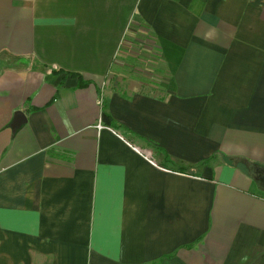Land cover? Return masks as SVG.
Listing matches in <instances>:
<instances>
[{"label":"crops","instance_id":"crops-1","mask_svg":"<svg viewBox=\"0 0 264 264\" xmlns=\"http://www.w3.org/2000/svg\"><path fill=\"white\" fill-rule=\"evenodd\" d=\"M262 168L264 0H0V264H264Z\"/></svg>","mask_w":264,"mask_h":264},{"label":"rangeland","instance_id":"rangeland-1","mask_svg":"<svg viewBox=\"0 0 264 264\" xmlns=\"http://www.w3.org/2000/svg\"><path fill=\"white\" fill-rule=\"evenodd\" d=\"M144 33H145L146 35H148V32H145L143 29H141V33H140V34H144ZM143 37H144V36H143ZM143 37H142V36L140 37V40H141V41H140V43H141L140 45H142V46L145 45V43H146L145 38H146L147 36H145L144 39H143ZM137 40H138V39H137ZM142 46H140V47H142ZM139 51H140V48L138 49V52H139ZM143 51H144V50H143ZM140 52H142V50H141ZM123 62H124V63H122V67H123V68H127V67L129 66L130 63H132V64L134 63V60H132V59L130 60V58H128V59L124 60ZM130 66H131V65H130ZM148 69H150V68L148 67ZM149 88H150V87H147V89H149ZM150 90H151V88H150Z\"/></svg>","mask_w":264,"mask_h":264},{"label":"water","instance_id":"water-1","mask_svg":"<svg viewBox=\"0 0 264 264\" xmlns=\"http://www.w3.org/2000/svg\"><path fill=\"white\" fill-rule=\"evenodd\" d=\"M17 117L15 119V124H18L21 117L24 115V113L22 111H18V113H16ZM257 180L260 181L261 187L264 189V168L259 169V176L257 178Z\"/></svg>","mask_w":264,"mask_h":264},{"label":"trees","instance_id":"trees-1","mask_svg":"<svg viewBox=\"0 0 264 264\" xmlns=\"http://www.w3.org/2000/svg\"><path fill=\"white\" fill-rule=\"evenodd\" d=\"M82 83H84V82L82 81ZM82 83H81V84H82ZM85 83H86V82H85ZM113 124H114V127L117 128V129L122 128V126L119 125V124H117L116 122H114ZM159 263H160V261L158 260V261H154V262L149 263V264H159Z\"/></svg>","mask_w":264,"mask_h":264}]
</instances>
